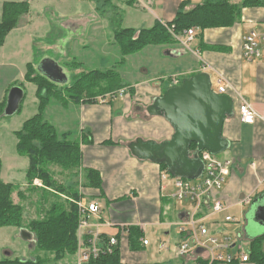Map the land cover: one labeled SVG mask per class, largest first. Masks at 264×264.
I'll list each match as a JSON object with an SVG mask.
<instances>
[{
    "label": "crops",
    "instance_id": "0c3cea01",
    "mask_svg": "<svg viewBox=\"0 0 264 264\" xmlns=\"http://www.w3.org/2000/svg\"><path fill=\"white\" fill-rule=\"evenodd\" d=\"M116 1L105 4L111 5V12L97 15L100 6H104L99 0H0V20L4 2H25L29 7L28 13L20 16L16 28L6 36L3 46L0 47V67L6 64L2 60L5 59L4 53L9 45V55L13 54L16 59L23 60L22 67L25 71L19 74L22 86L24 83L32 86V83L25 81V76L28 66L33 67L35 63L32 59L35 41L46 38L49 33L51 22L45 17L46 6L52 7L60 17L52 22L60 32L55 37L58 39L56 46L60 50H67L68 56V50L81 52L82 48L90 49L99 38L102 39L109 33V41L113 44L111 26L113 19L118 17L113 14L115 10L125 28L140 31L151 28L155 23L172 22L181 3H186L185 10H190L204 0ZM129 1L132 3H127ZM236 3H240V0H236ZM35 8L39 13H35L32 18L31 13ZM33 25L40 29L41 37L34 36L37 32L30 30ZM251 32L264 33V4L243 7L239 18L231 27L208 28L201 33L197 31L188 46L190 51L177 40L183 36L180 35L175 36L178 43L148 46L138 54L126 57L118 68V73L127 86L122 89V96H105L94 103L51 101L46 107L45 120L59 134L80 141L83 169L98 171L102 179L101 189H80L83 203L88 205L94 202L100 207V213L91 218L92 227L87 231L97 229L100 236L107 239L119 235L120 228L124 226L140 225L145 227V231L147 228L153 231L149 236L147 232L143 235L151 245L148 248L141 247L138 251L129 249L126 240L128 233H122L119 237L120 264H174L178 260L173 252L177 236L175 224L183 218V213L176 210V220L171 218L173 208H170V204L174 202L170 199L173 193V177L162 180V174L167 171L160 165L136 159L128 149V145L138 138L157 143L170 139L173 129L169 123L162 117L149 116L146 108L153 99L163 96L169 88L174 87L173 77L181 84L196 74L205 73L210 78L214 92L219 86H224L225 93L222 95L232 101L233 116L225 119L222 128V138L229 142V147L221 153L223 155H217L219 159L233 163L232 170L226 176L223 188L218 194L228 206L227 213L243 206H248L249 212L252 202L264 196V40L259 44L262 56L247 60L243 57L242 45L244 37ZM12 42L14 45L10 50ZM99 45H102V50L113 47L105 42ZM106 54L102 53L99 60L91 63L90 71H105L118 66L119 62H116L114 67L108 63L102 68L101 59ZM11 61L12 58L5 66L8 70L7 80L5 84L0 83V87L4 88L0 92V103L6 102L10 86L18 78V72ZM37 64L39 62L35 69ZM57 65L66 77L65 83L56 84L60 88L67 84V75L63 67L59 63ZM36 91L37 88L34 90V101L37 103ZM242 101L248 103L257 114L251 125L240 122L238 108ZM65 115L75 117L73 130L68 128ZM27 166L28 161L25 172ZM16 167L11 166L8 177L15 174ZM0 178L4 182L2 169ZM25 183L24 179L22 185ZM249 196L252 201L243 205L244 198ZM84 197L87 198L85 201ZM34 214L36 216L35 212ZM17 234L19 235L18 230ZM261 235H254L253 238ZM242 236L249 243L253 239H247L245 221ZM162 242L167 243L166 250H159L158 244ZM151 247L153 253L150 257L146 250ZM157 256L159 260H155ZM243 264L254 263L249 261Z\"/></svg>",
    "mask_w": 264,
    "mask_h": 264
},
{
    "label": "trees",
    "instance_id": "16d2710c",
    "mask_svg": "<svg viewBox=\"0 0 264 264\" xmlns=\"http://www.w3.org/2000/svg\"><path fill=\"white\" fill-rule=\"evenodd\" d=\"M99 1L105 6L113 0ZM263 4V0H240V3H236V0H204L194 8L185 10L187 4L181 3L172 22L155 23L151 28L140 30L137 36L133 35V29L119 27L122 20L118 15L114 19L118 20L120 25L115 29L114 39L121 56L119 64H122L126 57L138 54L148 46L176 43L175 36L183 35L191 28H196L201 33L208 28L231 27L239 18L243 7ZM28 11L29 7L25 2L2 4L0 47L3 46L6 36L16 28L20 16ZM25 81L36 86L38 99L37 113L14 133L17 139L16 153L28 161L25 172L26 190L23 192L19 190L18 185L5 183L0 178V229L28 231L33 236L30 247L32 246L31 250L35 255L30 259L4 258L0 260V264H50L47 262V255L52 256L56 264L66 259H72L73 262L69 264H74L78 250L77 203L82 201L80 189H101L102 179L98 171L83 169L80 141H73L67 135L59 134L55 127L45 120L44 111L50 101H60L58 91L52 93L54 84L35 71L31 65L28 66ZM126 87L114 68L82 72L65 88L64 93L73 102L94 103L98 98L108 95L115 97ZM5 103L0 104V115L3 114ZM194 149L195 146L192 145L191 150ZM161 168L166 171L165 166L161 165ZM1 169L0 161V173ZM36 179L41 181L44 190L33 186ZM14 193L24 201L32 194L39 196L40 205L35 219L25 220L24 207L14 202ZM122 232L123 228H120L119 235H116L118 244L111 247L110 251L104 249L108 239L100 236L102 253L98 259L90 261V264H120L119 237ZM142 236L139 227L128 229L126 240L130 250L141 249ZM89 238V235H85L84 240ZM263 244L264 234L250 240L249 261L264 264Z\"/></svg>",
    "mask_w": 264,
    "mask_h": 264
},
{
    "label": "built area",
    "instance_id": "2783aa9c",
    "mask_svg": "<svg viewBox=\"0 0 264 264\" xmlns=\"http://www.w3.org/2000/svg\"><path fill=\"white\" fill-rule=\"evenodd\" d=\"M197 30L191 28L185 31L182 37H176L188 51H190L188 46L196 36ZM263 40L264 33L251 32L246 35L242 45L243 57L247 60L259 59L262 56L259 44ZM172 83L174 87L180 85L176 77L172 78ZM215 92L224 94L225 87L219 86ZM123 94L124 91L121 90L119 95L122 96ZM238 114L240 122L244 124L251 125L257 118L254 109L244 101L239 105ZM199 158L202 160L204 167L198 179L189 181L172 178L173 193L170 199L185 206L180 210L183 213V218L175 224L177 236L173 252L176 258L181 261V264L247 263L249 262L250 252H244L231 235L223 234L215 228L221 224L237 223L232 216L228 215V206L218 197L226 176L232 170L233 163L229 160H221L207 151L200 152ZM169 178L168 173L162 174V180ZM34 184L42 188L40 181L34 180ZM251 201L252 198L249 196L244 198L242 204L248 205ZM77 207L79 215L77 233L82 238L78 240L75 264H90V261L98 259L102 253L100 234L97 229L96 231H87L92 227L90 224L91 218L98 216L100 213V207L94 202L88 205L79 202ZM219 215L223 216V223H219L215 219ZM138 227L145 235V227L140 225ZM129 228L124 226L122 233H128ZM85 235L90 236L86 241L84 240ZM237 239L239 240V237ZM117 244V238L112 237L108 239L107 247L104 249L110 251V248ZM150 245V241L142 236L140 246L148 248ZM158 248L159 250H166L167 243H159Z\"/></svg>",
    "mask_w": 264,
    "mask_h": 264
},
{
    "label": "rangeland",
    "instance_id": "374dc122",
    "mask_svg": "<svg viewBox=\"0 0 264 264\" xmlns=\"http://www.w3.org/2000/svg\"><path fill=\"white\" fill-rule=\"evenodd\" d=\"M2 1H4V0H2ZM35 10H37V9L36 8L33 9L32 13H31L32 18L35 17V13H39L38 11L36 12ZM44 10L46 12L45 17H46V19H48L51 22V25L49 26L50 27L49 33L46 35V38H44L42 40H41V38H40V40H36L34 45H33V52L32 53L34 54V56L32 57V59L35 62L34 66H33L35 71H36V69H35L36 63L37 62L40 63L44 59H51L56 64L59 63V65L61 67H63V69L66 71L67 84L64 85L66 88L68 85L70 86L73 83L74 79H76V77L80 73L90 71L91 70L90 67H92L91 63H94L97 60H99L102 53H107L106 56L103 59H101L102 60V68H104L108 63L110 65H112V67H114L117 64L116 62L120 61L121 56L119 53V48L115 44L116 42L114 39L115 29L118 28V26L120 25L118 23V20L113 19V21H112L111 27L113 30V34L111 33L112 34L111 40H112L113 44H111L109 41L110 40V33H109L108 36H106L102 39L99 38L92 48H90V49L82 48V49H80L81 52H75V51L68 50L69 54L67 56V54H66L67 50L66 51L63 49L60 50L56 46L58 39L55 37H57L60 32H58L57 25L54 27L52 22L57 21V19H59L60 17L54 12L52 7L46 6V7H44ZM111 11H112L111 5L100 6V9L97 10V15L109 13ZM43 13H44V11L41 12L42 16H43ZM114 13L116 16L119 15L118 12L116 13V10H115V12H113V14ZM119 27L125 28L126 26L122 22ZM30 30L37 32L34 36H39V37L42 36L40 29H37L35 27V25H33V27H31ZM138 32L139 31L134 30L133 35L137 36ZM104 42L109 44V45H113V47L107 48L106 50H102V48H101L102 45H99V43H104ZM13 45H14V43L12 42L10 45V50L12 49ZM6 48L7 49L5 50V53H4L5 59L2 60V62H6V64L1 65V67H0V83L5 84V81L7 80L6 75H8V73H7L8 70L5 66H7V64H8L7 62H9L10 59L12 58L11 62L13 63L14 68L18 72V76H17L18 78L10 86L11 88L9 90H11L12 88H16V87L22 88L23 92H24V98H23V101H22L21 106H20V112H17L12 116L0 115V161L2 162V179L6 183L18 185L20 187L19 190L24 192L26 190V183L24 185H22V183H24V179H25V168H26V164H27V159L17 155L16 150H15L16 139H15L14 133L16 131L20 130L22 124L25 121H27L28 119H30L31 117H33L37 113L38 101H37V103H36V101H34V99L36 98L34 95V90L36 88L35 85L32 84V86H31V85H27L24 83L22 86V81H20L21 79H20L19 74H22L25 71V68L22 67L23 66V60L16 59L13 54L9 55V52H8L9 45H7ZM62 52H64L63 55H61ZM2 53H3V51H2ZM73 57H75V58H73ZM30 58H31V55H30ZM70 58H73V59H70ZM15 59H16V61H15ZM15 62H17V63H15ZM104 62L106 63L105 65H104ZM120 65L121 64H118V66L115 68V70L117 69V72H118V68H120L119 67ZM36 68H37V66H36ZM1 76L4 78L2 79ZM64 86L59 88L58 85L54 84L53 89H51L52 93L55 92V90H57L58 91L57 94L61 96L60 97L61 102H63L64 100H68V101L70 100L71 101V99H69L68 95L64 93V90H65ZM214 89H215V86H214ZM3 90H4V88L0 87V92ZM107 97H110V96L108 95ZM51 101H54V100L52 99ZM4 102H2L0 104H4ZM65 120L66 121L68 120V122H67L68 128L73 130L74 126L76 124L75 117L73 115L71 117H69L68 115H65ZM70 140H72V139H70ZM220 155H223V154H220ZM23 164H24V166H23ZM12 165L17 166L16 171H15V174L11 175V177H8L7 174H8V171ZM36 180H38V179H36ZM40 183H41V181H40ZM33 186L38 187V185H35L34 182H33ZM38 188L44 190L43 185H42V188H40V187H38ZM83 199H84L83 201H85L87 198L84 197ZM13 200L16 203L22 204V206L24 207L25 220L35 219L34 212L36 213V211L38 210V207L40 205V199L36 193L32 194V196H30L25 201L17 198L16 193H14L13 194ZM83 204L87 205L86 203H83ZM183 207H185L183 204H180V203L175 202V201L172 204H170V208H173L172 209L173 212L171 214V218L173 220H176L177 211H180ZM249 208H251V207L249 206ZM247 210H248V206H246V207L243 206L241 209L229 211L228 215L232 216L236 220L237 223L228 224V225L221 224V225L215 227L216 229L221 231L223 234L231 235L235 239L237 245L240 246L244 252H248L250 249L249 248V241L244 239L242 236V226L244 225V221H245V226H246V231H247L248 237L253 238V237H255L254 235H261L262 233H264V224L263 225L258 224L256 221H254L253 216H252L253 213L250 211L247 212ZM243 213H245V214H243ZM216 220L219 223H223V216H219V218H216ZM146 232L148 233L147 235L149 236L153 231L150 228H147ZM237 237H239V240L237 239ZM77 238L79 240V238L81 239L82 236H80V234L77 233ZM29 246H30L29 243L23 241L20 238V233L18 235L16 229H12V228L0 229V260L4 259V258L30 259L35 255V253H34V251H32L33 250L32 246L31 247H29ZM262 247L264 250V245ZM146 251H148V253L151 257V255L153 253V248L151 247V248L147 249ZM163 252L164 251H162V253ZM157 255H159V253ZM46 259H47V262L50 264L55 263L52 260V256H50V255H47ZM156 259L159 260V257L157 256L155 258V260ZM71 262H73L72 259H66V260L59 262L57 264H69ZM174 264H181V261L176 260L174 262Z\"/></svg>",
    "mask_w": 264,
    "mask_h": 264
},
{
    "label": "water",
    "instance_id": "95a60500",
    "mask_svg": "<svg viewBox=\"0 0 264 264\" xmlns=\"http://www.w3.org/2000/svg\"><path fill=\"white\" fill-rule=\"evenodd\" d=\"M36 70L54 84L66 82L62 70L51 59H44ZM23 98L21 88L9 90L2 115L17 113ZM146 113L164 118L172 127L173 134L170 139L159 143L138 138L128 145V149L138 160L165 166L173 178L198 179L204 167L199 153L207 151L217 156L229 147V142L222 138V128L225 119L233 116V104L229 97L212 90L210 78L205 73L196 74L179 86L169 88L163 96L153 99ZM192 145L195 146L193 153ZM250 212L254 221L264 224V196L252 202ZM19 233L23 241L33 242L28 231L20 230Z\"/></svg>",
    "mask_w": 264,
    "mask_h": 264
}]
</instances>
